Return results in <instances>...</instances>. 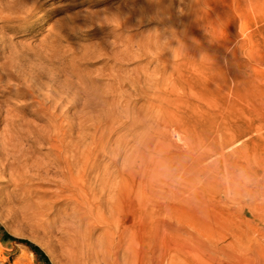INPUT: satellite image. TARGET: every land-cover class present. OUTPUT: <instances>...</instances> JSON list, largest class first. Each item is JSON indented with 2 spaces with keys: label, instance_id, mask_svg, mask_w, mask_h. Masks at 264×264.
<instances>
[{
  "label": "bare ground",
  "instance_id": "6f19581e",
  "mask_svg": "<svg viewBox=\"0 0 264 264\" xmlns=\"http://www.w3.org/2000/svg\"><path fill=\"white\" fill-rule=\"evenodd\" d=\"M49 1L0 0V125H5L1 144L7 156L18 161L16 141L42 139L52 131L59 135L66 131L62 129L67 112L82 110L84 118L78 137L71 142L74 149L66 147L67 156L61 159L65 149L60 144L54 146L60 154L65 188L72 192L67 198L73 202L70 217L76 220L65 229L69 234V264H136L138 244L129 238V228L120 232L113 225L122 221L116 218L117 212L135 194L133 178L142 185V190L139 187L137 191L141 206L149 202L143 199L149 188L153 191L175 176L173 193L177 196L187 189L192 192L191 209L196 222L211 219L212 210L225 206L226 201L218 193L222 189L228 193L238 191L242 203L243 196H250L251 214L255 216L264 196V71L257 74L252 68L260 57L256 32L240 41L228 39L220 43L204 25L202 1L193 0L186 9L185 21H178L186 23L182 29L184 44L176 36L179 29L175 0H143L109 11L104 19L82 15L84 25L91 22L93 26L105 24L129 30L136 20L155 19L164 24L161 30L136 36L109 30L101 42L83 46L75 43L77 27L72 23L76 17L56 22L45 34L43 27H36V17ZM242 1L243 12L256 18L257 1ZM41 35L40 41L35 42ZM29 36L32 38L28 41L14 40ZM147 57L151 59L137 71L125 67V62ZM99 61L105 62L102 68L91 72L83 68ZM151 64L157 66L153 73H149ZM101 77L110 80L104 88L97 86ZM15 82L20 88L25 87L23 91L18 84L17 90L8 92ZM137 84L147 96L149 92L154 94L158 104L147 99L146 108L152 111L148 117L146 113L133 117L125 111L128 123H122L126 130L120 135L114 128L122 118L116 107L120 97ZM178 87L185 94L178 92ZM24 96L30 98L19 105V98ZM79 98L84 100L82 104L78 103ZM34 108L43 114L42 130L34 128L35 131L31 126L29 115ZM171 124L177 130L171 129ZM105 130L109 131V138L104 135ZM175 131L184 141L180 149L173 143ZM107 144L109 163L101 171L97 160ZM122 148L127 153L121 167ZM26 162L22 160V165ZM240 169L251 177L250 185L241 183V188L235 179ZM94 172L98 178L95 185L88 181ZM23 174L11 171L10 177L19 189L26 190L19 184ZM226 176L233 177L231 183H225ZM97 190L107 193L108 200L97 201ZM98 220L107 229L94 243V227L89 225ZM245 220L243 223L249 226L250 221ZM2 252L0 247V255Z\"/></svg>",
  "mask_w": 264,
  "mask_h": 264
},
{
  "label": "rangeland",
  "instance_id": "374dc122",
  "mask_svg": "<svg viewBox=\"0 0 264 264\" xmlns=\"http://www.w3.org/2000/svg\"><path fill=\"white\" fill-rule=\"evenodd\" d=\"M137 1L143 0H50L45 6V10L37 15L36 27H43L45 30L43 34H45L56 22L71 16L76 17L73 19L75 22L72 23V26L77 27L75 43L83 46L101 42L109 30L116 33L124 31L126 35L133 36L161 30L164 24L155 19L142 22L136 20L135 26L129 30H122L115 26L108 27L105 24L100 25L101 27L89 24L91 23L89 21H95V17L101 16L104 19L105 13L122 9ZM192 1L175 0L174 5L175 22L179 29L176 35L177 40L184 44L185 38H183L182 29L185 28L186 23L178 24V21L180 18H184L185 21L186 9L192 5ZM201 1L205 11L201 14L204 25L211 33V37L219 40L220 43H225L228 39L240 41L246 38L249 33L256 32V47L260 57L253 63L252 68L257 74L264 71V0H256L259 10L256 18H251L250 15L243 12L242 0H207L206 4L203 0ZM82 15L94 18L88 19L89 23H86L90 27L84 25ZM96 33L98 35H94ZM15 36L17 35H14V38ZM41 37L42 35L36 37L35 42L38 43ZM30 38L32 36L14 40L28 41ZM176 45L175 40V47H178ZM247 48L248 45L244 47L246 50ZM150 59V57L145 60L134 59L125 62V67L137 71ZM104 64V61H99L91 66H83V68L87 67V71L91 72L102 68ZM156 69V64H151L149 73H153ZM100 79L98 87L104 88L110 83L108 78L101 77ZM18 84V82L11 84L7 91L17 90ZM260 84L263 85V80L260 81ZM24 88H20L19 84V89L23 91ZM178 89V92L184 93L180 91L181 87ZM144 90L141 85L137 84L120 97L116 110L117 115L122 118L114 127L120 135L124 134L126 130L123 127L125 124L122 123L125 121L128 123L125 111L133 114V117H138L142 113L149 116L152 111L147 110L146 102L151 98L153 104H158L154 94L149 92V96H147L143 93ZM184 94L182 95L184 96ZM29 98L28 96L19 98V105L26 104ZM81 99L77 100L80 104L84 102ZM33 110L30 109L31 115H29L31 126L35 131L36 129L42 130L45 126L41 119L43 114L37 108ZM83 118L81 109H71L67 112L66 120L63 123L62 130L66 131L59 132V135L52 131L50 136L38 140L34 138L30 141L19 139L15 142V145L19 146L18 161H14L3 151L4 146L1 144V138L5 131V125H0V247L3 249L0 255L1 264H48L29 246L18 240L28 241L39 247L48 257L50 264H69L68 246L70 244L67 242L69 234L65 229L76 220L70 217L73 202L67 198L72 192L65 188L66 181L61 176L62 170L59 163L60 154L54 149V146L60 144L65 149V152L61 154V159L66 158V147L74 149L71 147V142L77 139L78 128ZM93 118L95 119V117ZM171 125V129L177 130L174 124ZM104 128H107V123ZM104 135L109 138V131L105 130ZM58 137L59 140H57ZM117 137L116 134L114 138ZM173 143L179 149L184 147V141L181 140L178 131L174 133ZM105 147L106 151L100 152L97 160L101 165V171L109 163L108 144ZM126 153L122 148V157L119 158L121 167L126 159ZM128 154L130 155V153ZM214 159L215 156L211 157L208 162L211 163ZM22 160H27L25 165H22ZM221 169L223 171V165H221ZM16 170L19 173H24L23 181H20L19 184L26 187V190L19 189L17 184L11 180L10 172ZM97 180L95 172L88 178V181L94 185ZM131 181L135 194L130 196L126 204H122L121 209L117 212L119 215L116 218H120L122 221L113 222V225L118 226L120 232L125 227L129 228V238L135 241V245L136 242L138 244L136 252L139 257H136V264H264V196L261 197L262 202L258 205V209H255L257 214L253 216L250 196H243L245 202L242 203L238 200L240 197L237 194L238 191L234 190L232 193H228L227 189H222L218 192L219 197L226 201V204L222 208L212 210V218L215 217L216 221L208 218L196 222L192 216L194 210L191 209L192 192L187 189L181 191L177 196L173 193L177 181L175 176L153 191L151 188L147 193L143 190L146 193L143 199L149 202L142 206L139 205L140 201L137 198V191H139V187L142 190V185H139L137 179L133 178ZM239 188H241V183H239ZM249 188L251 189V186H248L247 189ZM94 198L97 201L99 199L108 200V194L97 190ZM245 205L246 207H244ZM175 208L179 209L175 210ZM127 213L128 218L126 217ZM114 214H116L115 211ZM243 218L247 219L245 221H250L249 226L243 223ZM89 226L94 227L91 236L93 242L97 243L98 238L103 237L107 226L100 220L93 221ZM242 233L245 235L244 238L241 237Z\"/></svg>",
  "mask_w": 264,
  "mask_h": 264
},
{
  "label": "clouds",
  "instance_id": "9594fccd",
  "mask_svg": "<svg viewBox=\"0 0 264 264\" xmlns=\"http://www.w3.org/2000/svg\"><path fill=\"white\" fill-rule=\"evenodd\" d=\"M225 183H231L232 182V179L233 177L231 176H226L225 178ZM235 179L242 183V184H249L251 183V177L249 176V174L243 170V169H240L236 172L235 174Z\"/></svg>",
  "mask_w": 264,
  "mask_h": 264
},
{
  "label": "trees",
  "instance_id": "16d2710c",
  "mask_svg": "<svg viewBox=\"0 0 264 264\" xmlns=\"http://www.w3.org/2000/svg\"><path fill=\"white\" fill-rule=\"evenodd\" d=\"M10 238V237H8ZM21 243H24L25 245L29 246L31 248V250H33L41 259L45 260L48 264H50V261L48 259V257L41 251V249L37 246L32 245L31 243H29L28 241L25 240H18Z\"/></svg>",
  "mask_w": 264,
  "mask_h": 264
}]
</instances>
